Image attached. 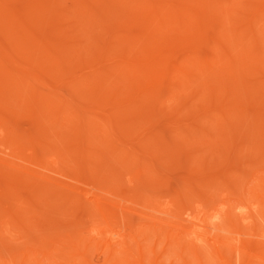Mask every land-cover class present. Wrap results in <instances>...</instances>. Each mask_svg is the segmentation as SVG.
<instances>
[{
	"label": "bare ground",
	"instance_id": "obj_1",
	"mask_svg": "<svg viewBox=\"0 0 264 264\" xmlns=\"http://www.w3.org/2000/svg\"><path fill=\"white\" fill-rule=\"evenodd\" d=\"M220 1L0 0V202L12 203L0 211V232L13 233L19 220L33 221L28 203L35 194L50 192L35 181L48 178L39 164L42 157H21L26 149L51 148L45 122L56 139L60 128L71 131L70 151L78 156L80 171L99 172L106 165L101 155L107 154L113 162L134 164L147 177L165 176L179 166L177 152L171 151L179 140L228 116L231 100L234 110L244 109L243 90H251L252 83L249 88L248 74L246 79L238 75L264 66L258 53L264 51V0H251L247 18V8L243 18L233 13L239 0ZM242 1L240 8L250 0ZM229 10L238 16L231 18ZM208 42L205 56L198 46ZM227 47L234 50L226 53ZM262 92L246 95L260 98ZM188 98L192 105L183 103ZM257 107L253 117L261 119ZM168 110L171 118L162 121L158 114ZM26 123L31 129L21 127ZM216 126L217 136L226 137V128ZM254 136L257 150L249 151H258L257 162L245 172L239 193L225 191L209 203V195L201 198L197 191L205 181L206 189L216 187L220 178L210 172L203 182L197 168L202 185L198 175L183 178L181 191L198 187V195L185 194L188 204L180 213L169 211L170 202L159 209L152 205L145 215L156 220L153 225L110 223V206L123 209L134 202L55 179L52 192L59 200L93 207L103 226L91 225L90 241L72 230L55 238L47 251L13 250L0 239L6 251L0 250V264H157L158 257L170 264H264V130ZM51 163L54 174L69 178L58 172L56 158ZM21 206L23 212L16 213Z\"/></svg>",
	"mask_w": 264,
	"mask_h": 264
},
{
	"label": "rangeland",
	"instance_id": "obj_2",
	"mask_svg": "<svg viewBox=\"0 0 264 264\" xmlns=\"http://www.w3.org/2000/svg\"><path fill=\"white\" fill-rule=\"evenodd\" d=\"M252 1L251 0L248 2L246 1L247 2L246 7L243 6L245 4L242 5V8L244 7L245 9L240 8L241 6L239 7V5L245 3L243 1L241 2V0L237 2L236 5L238 6L232 5L234 8H232V6L230 8L233 9V13H235L234 10H236V12L239 13V16L241 14L240 17L242 18H243L242 15L245 13L244 11H246L247 8L246 14L244 15L245 16L244 18H247L251 13L250 8H252V7L248 8L249 7L248 5L251 4ZM216 2H218L219 4V2L222 1L216 0ZM235 7H237V9ZM238 8H240L241 10ZM248 9L250 11L249 13H248ZM231 11L229 10L230 13ZM237 13L236 15L233 14L234 16L232 15L231 18L232 17L235 18L236 16H238ZM229 16L230 15H228V17ZM214 26L215 24L212 27L213 30L215 29ZM216 26L218 27V25ZM217 29H215V31H217ZM198 47H199L198 50L201 54L205 56H209L210 53L209 42L207 44L205 43V45L204 44L199 45ZM224 50L226 53L227 52L229 53L234 49L233 47H227L223 49V51ZM258 53H259V57L264 59V51H258ZM238 76H243V78L244 76H246L248 79H246V77L244 79H246L245 80L246 82L248 81L247 85L249 84V80H251L250 82L252 83L251 84L252 88L250 85H248L249 88H251V90L250 89L245 90V88L243 90L247 92L244 93V97L245 98L247 97L246 100L240 101L244 103V109L234 110L233 108L234 102L233 100H231L229 102H231L233 105L232 104L230 105L232 107H230L229 115L220 118L218 121L211 122L212 123L211 126L212 127L214 126L213 128L210 127L209 125L204 128L199 127L201 129V132H199L198 130L194 136L191 134L192 137L188 136L185 139L186 142L185 140H183V142L179 140L178 141L179 144L181 142L182 145L179 146L178 144L175 150L174 148L173 149L170 148V149L171 151L177 152L175 154L176 155L175 161L178 160L177 162H179L178 163L179 166L184 165V163L185 165L179 167L177 164L178 167L172 168L173 170L171 169L170 172L168 171V173H165V176H160V175L151 176L152 174H149L150 175L149 178L145 176L143 172L138 171L134 166V164H130L129 162L123 164L113 162L110 160V157L107 154L101 155V157L104 158L106 165H104L99 172L91 173L89 171H80L76 166L78 162V156L73 155V153L70 151V143L68 141V138L72 135L71 131L65 128H60L58 132L60 133L61 137L59 139H56V137L52 135V132L49 131V129H51L53 126L45 122L43 128L46 131H48L47 132L49 139L48 143L51 148L46 149L44 152L43 151L41 152V150H39L38 148L35 149L33 148L28 150L26 149L22 152L21 157L25 160H30L32 159L33 156L34 159L38 157H42L41 163L39 164L45 168L44 169L45 171L43 172L46 174V177L48 178L45 180H43V178H39L36 179L35 181L43 184V186L49 187L47 190L50 192H46V193L41 192L35 194L34 195L35 200L32 202L30 201L27 207L33 213L31 215L33 217V221L19 220L17 222V227L14 229L13 233H6L3 231L0 232L1 241L6 243L13 250H26L32 248L34 250L47 251L49 250L51 243L54 241L55 238L68 237V235L72 232V230H77L82 237L86 238L87 241H90L91 236L88 234V231L91 225L103 226V219L101 217V214L96 212L93 207L87 204L74 205L73 203L66 201L62 202L61 200H59L62 199L61 196L56 192H52L53 191L52 187L54 186H52L51 183L54 182L55 179L56 180L58 179L68 185H74L81 190L89 191L93 194L101 193V194H105L106 197H109L107 194L111 193L114 195V196L113 195L110 196L112 198L126 197L132 203L134 202L133 204L134 206L129 203H125L124 205L126 207H124L123 209H118L116 207L110 206V210L113 212L112 214L113 217L112 216L110 217L111 218L110 223L121 225L123 224V222H126L132 226L141 225V224L153 225L156 222V220L147 218L145 213H150L148 209H151L152 205L154 204L155 205L157 204V209H159V208H163L166 205V203L170 202L171 207L169 211L171 213H178V212L180 213L181 211H183L184 209L182 208V206H184V204H188L186 203L187 201L183 199V197L186 194L189 199L190 198L193 199L194 195L196 194L195 191L198 188L196 187L194 192L184 193L183 191H181L182 189L181 180L183 178H187L188 180V178H197L198 175V178L195 179L196 181H198V179L201 178L202 175L201 180L204 182V180L208 181L209 176L217 174V177L220 178L219 179L220 184L218 183L216 187L211 186L210 189H206L207 187H205V185L208 186L207 182L205 181L206 184L202 185L201 184L202 181L201 180L198 181L200 186L202 185L203 188L201 187L199 190L197 189L198 190L197 193L199 194V196L203 195V197L200 196L201 198L204 197L206 198L209 195L208 198H210V200L206 199L209 200V203L213 199L214 202L215 200H218V198L225 191H228L229 193L232 192L233 194H235L236 192L239 193V187L245 185V181H246L244 175L245 172L250 169L252 164H255L257 162L256 159L258 158V151L257 153H252V151H249L253 148L256 149L257 147L255 145L257 142H255L256 138L254 134L264 130V125H262L264 124V121H262L264 120V107L261 108V105L259 104L260 103L259 101L261 100L260 98L261 97L264 98V96L261 95L264 94H261L260 98L258 97L259 93L262 90H264V66H260L259 68L256 69L253 68L250 71V73L245 72L241 74L239 72ZM221 84L222 82L220 83V86H222ZM223 86L222 89L225 88V87L223 88ZM194 88L196 89V87ZM195 89L193 90L190 89V90L192 92L193 91L196 92ZM164 91L165 89L162 90L159 89V92H164ZM248 91L251 92L248 93ZM252 91L259 92L258 95L256 94L257 95L256 97L259 99H257L256 97H252L253 99L249 97L254 95ZM246 94L249 96H247ZM244 97L242 95V99H245ZM191 99L188 98L187 100H184L183 103L188 106L192 105ZM202 99L204 98L202 97ZM199 101L201 102V100ZM199 101L198 99L197 101L195 100V102H199ZM200 102L199 104L201 106V103L202 102L204 103V101L202 100V102L201 103ZM195 104L197 106L198 103ZM258 105L262 109L260 114L258 115L259 118H261L262 120L258 119V117H253L255 109L258 108L257 107ZM171 115L172 114L169 111L163 114L161 113L158 114V117H160V119L164 121L166 119L171 118ZM140 116L142 115H138L136 120H139L138 118H140ZM257 119L261 121H258ZM216 125H220L218 127L226 128V131L230 137L228 136V134L226 137H221L219 135L220 136V140H219L218 139L219 136H217L218 132L215 133V131H213V129H216L215 128L217 127ZM28 126L29 125L27 123L21 125V127L24 129H31V127ZM194 128H198V126H195ZM215 138L218 139L219 143ZM225 138H227L228 141L227 139L225 140ZM0 141H2L1 136H0ZM252 143H254V145ZM251 145L254 147H251ZM249 147L250 149H248ZM242 149H244V151ZM240 150H242L243 153H241L242 151ZM246 150L248 151V154L246 153L247 152ZM0 152H2L1 146H0ZM249 152L252 154H249ZM218 154L221 155L222 157L219 156ZM137 156H140V153H137ZM255 156L256 159L254 160ZM52 157L57 159L58 162L57 167L59 168L58 172L60 173V175L62 173L64 175L69 176V178H65V177L61 178L59 177V175L57 176L56 174H54L56 173V171L54 170L56 169V167L53 166L51 163ZM217 157L219 158L220 161L218 160ZM181 162L182 165H180ZM186 162L190 163L192 167L190 165L187 166ZM197 162L199 163L201 162V163L197 164ZM70 168H73L72 171ZM197 168L200 170L201 173L203 171V174H201L200 172L198 173L196 172L197 173L196 174L195 171L197 170ZM186 169H188L189 171H187ZM191 172H194L195 175L193 173L192 174L196 177H193ZM210 172H212L211 175L209 174ZM74 175H77L78 179H76ZM70 177H72V180L70 179ZM234 184L237 185L238 187L233 186ZM236 187L238 188V190ZM234 190H236V192ZM206 191L208 192V194ZM20 195L28 196L27 193H23V192L20 193ZM11 207H12V203L10 201L2 200L0 202V211L7 210V208H11ZM22 210H23V206L17 208L15 212L21 214L23 212ZM153 215H155L156 217L160 216L158 214H153ZM31 216H27V218L30 219ZM172 229L175 230V227ZM18 233L21 236L20 238ZM97 240L98 239H96V241ZM144 244L147 246V242ZM0 250L4 255L6 254V251H4L3 248L0 247ZM149 255L152 256V253L150 252ZM160 258L161 257L157 258V264H170V260L165 261V259H160ZM147 264H150V261H147Z\"/></svg>",
	"mask_w": 264,
	"mask_h": 264
}]
</instances>
